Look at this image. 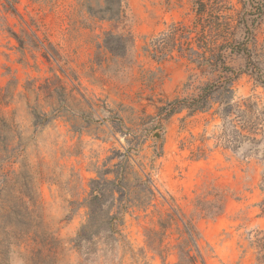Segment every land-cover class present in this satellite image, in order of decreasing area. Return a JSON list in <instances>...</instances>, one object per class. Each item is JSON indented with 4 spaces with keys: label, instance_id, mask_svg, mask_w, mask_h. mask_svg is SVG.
Segmentation results:
<instances>
[{
    "label": "rangeland",
    "instance_id": "obj_1",
    "mask_svg": "<svg viewBox=\"0 0 264 264\" xmlns=\"http://www.w3.org/2000/svg\"><path fill=\"white\" fill-rule=\"evenodd\" d=\"M222 1L228 14L241 8ZM3 2L0 264H176L174 246L188 220L205 264H263L250 241L264 236V117L251 135L256 142L236 143L212 110L158 113L209 79L176 53L159 62L143 51L172 22L192 23V0H16L17 14ZM118 6L121 17L108 20ZM108 32H130L133 47L113 55L103 45ZM252 47L264 66V19ZM227 63L239 68L243 60ZM232 88L234 102L251 97L264 111L263 88L251 75L240 74ZM232 123L241 126L238 118ZM114 172L125 192L122 236L101 232L75 243L90 181L112 180ZM198 199H221L222 212L199 213Z\"/></svg>",
    "mask_w": 264,
    "mask_h": 264
},
{
    "label": "trees",
    "instance_id": "obj_2",
    "mask_svg": "<svg viewBox=\"0 0 264 264\" xmlns=\"http://www.w3.org/2000/svg\"><path fill=\"white\" fill-rule=\"evenodd\" d=\"M3 1L12 14H17L14 7L16 0ZM238 2L241 4L240 10L235 15H231L226 13L231 8L226 6L222 0H192V12L194 13L192 23L186 25L182 21L172 22L168 30L162 32L158 39L146 43L143 51L159 62L173 58V54L176 53L178 58L194 63L195 68L202 75L209 76L208 80L195 87L194 93L177 97L159 107L158 113L163 118L184 110L188 115L212 110V116H219L224 125L228 123L233 128L232 133L237 138L233 140L236 143L246 140L254 143L256 139L251 135L257 134L264 111L257 112V103H251V97L234 102L232 86L240 74L246 73L251 75L255 83L263 88L264 93V66L256 62L258 56L252 47L255 42L256 27L264 19V0H238ZM120 12V6H118L108 20L117 21L121 17ZM11 35L20 42L16 33L11 32ZM133 43L134 38L130 32L125 38L108 32L103 41L104 48L113 55L126 53L129 48L133 47ZM230 56L241 58L242 66L234 68L229 65L227 59ZM192 76L193 74L190 75L186 86H192ZM215 104L216 108H214ZM256 113L259 114L256 115ZM234 118H238L241 122L239 129H236L232 123ZM195 154V157L202 156L203 148L200 147ZM114 173L115 178L112 180H107L99 174V178L90 181V192L86 199L87 218L77 232L75 243L88 241L101 232L122 236L119 225L122 223V213L125 207L121 205L125 199V192L120 173ZM26 188L29 190V187ZM261 189L264 191V177ZM115 192L119 193L118 197H115ZM116 202L118 203L115 205ZM105 204L107 206L104 207ZM113 206L116 207L114 212L111 211ZM259 206L261 214H264V198ZM222 208L221 199H216V202L198 199L196 203L199 213L211 217L219 215ZM24 209L25 212L32 213L28 210V206ZM161 226L164 227L163 223ZM29 230L25 231L29 232ZM153 233L159 236L164 234ZM180 236L183 239L174 246L178 255L176 264H196L197 262L205 264L198 243L199 233L191 220L183 223ZM149 238L151 245L154 241L148 235ZM49 243L51 248L55 247L54 238L50 237ZM250 244H255L258 248V253L262 255L258 256L257 260L264 264V236L251 240Z\"/></svg>",
    "mask_w": 264,
    "mask_h": 264
}]
</instances>
